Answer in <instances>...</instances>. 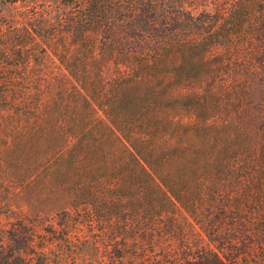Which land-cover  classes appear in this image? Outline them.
Segmentation results:
<instances>
[{"label": "trees", "instance_id": "1", "mask_svg": "<svg viewBox=\"0 0 264 264\" xmlns=\"http://www.w3.org/2000/svg\"><path fill=\"white\" fill-rule=\"evenodd\" d=\"M18 1L0 264H264V0Z\"/></svg>", "mask_w": 264, "mask_h": 264}, {"label": "rangeland", "instance_id": "2", "mask_svg": "<svg viewBox=\"0 0 264 264\" xmlns=\"http://www.w3.org/2000/svg\"><path fill=\"white\" fill-rule=\"evenodd\" d=\"M2 1L3 0H0V9L3 8V7L5 8V6L3 5ZM37 2L38 3H44V2H49V0H19L18 3L13 6V9H14L15 6H17V7H19V11L18 12H22V11L25 12L27 8H29L32 4L37 3ZM50 2L54 3L53 0L52 1L50 0ZM53 60H56V58L51 59V61H53ZM4 219H6V217H4ZM72 239H74V238H72ZM72 244L73 243H71L70 246L73 249ZM63 247H65V246L62 244V248ZM76 250H78V249L76 248ZM87 254H88L87 252L72 253L71 251L68 250V251H66V257H67V261H68L67 264H88L89 260L87 262L83 261L84 258L91 257L90 256L91 253L89 255H87ZM77 257H79L78 260H77ZM74 258H76L75 259L76 261H74ZM105 260H106V263L109 264V258L105 257Z\"/></svg>", "mask_w": 264, "mask_h": 264}]
</instances>
